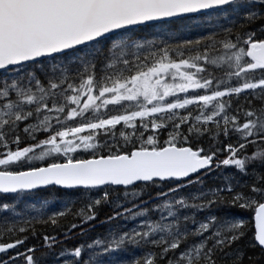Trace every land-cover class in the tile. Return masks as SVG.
<instances>
[{"label":"snow or ice","instance_id":"snow-or-ice-1","mask_svg":"<svg viewBox=\"0 0 264 264\" xmlns=\"http://www.w3.org/2000/svg\"><path fill=\"white\" fill-rule=\"evenodd\" d=\"M213 20L219 31L176 44L140 36ZM0 70L8 74L0 79V193L17 197L0 202V264H264V0H0ZM246 91V108L230 115L231 97ZM109 105L122 111L109 115ZM157 114L171 126L163 142L156 133L168 124ZM21 132L32 143L20 147ZM230 134L237 142L219 159L216 144ZM221 167L248 179L220 173V184L205 188L201 176ZM149 185L172 186L134 203ZM48 186L99 195L76 211L49 210L46 200L18 210L21 197ZM101 186H123L132 197L131 207L113 201L108 220L139 223L57 251L51 233L60 221H79L63 225V236L83 235L109 202ZM233 210L252 211L254 230L224 214ZM37 236L41 246L29 245Z\"/></svg>","mask_w":264,"mask_h":264},{"label":"trees","instance_id":"trees-1","mask_svg":"<svg viewBox=\"0 0 264 264\" xmlns=\"http://www.w3.org/2000/svg\"><path fill=\"white\" fill-rule=\"evenodd\" d=\"M217 23V21L213 20L211 25H205V24H187V26H185L184 23H177L174 27L172 31L169 32H161L159 30H155L152 32H144V33H140V36L143 37V39L145 40H167L168 43L170 44H176L179 43L181 40L183 39H196L197 37L200 36H205L207 34H209V32L212 31H219V29L215 28L214 25ZM219 24L224 25L225 27L228 26L227 21L225 20H220L218 21ZM162 46V45H161ZM187 55V53H186ZM184 70H191V69H184ZM213 75L214 76H221L222 72L219 70H213ZM8 74L4 73L3 71L0 72V79L3 78H7ZM226 86H237L235 80L231 81L228 83V85ZM188 93H193V94H207L205 92H203L202 90H189ZM183 94V93H181ZM180 94V97H182V95ZM179 97V98H180ZM245 97H247L248 99H251V94L249 92H245L243 94H241L239 97L233 96L231 97V110L229 112V114H235L238 105L245 107ZM83 99V98H82ZM225 100H227L228 98H224ZM255 104V101L253 102ZM104 111V110H102ZM122 111V109L119 106H111L109 105L107 108V113L109 115L111 114H117L118 112ZM188 112H191L192 115H196L197 114V106H188L187 108ZM176 114L177 115H184L185 114V109H178L176 110ZM163 119V122L168 124V127H165L163 129H159L156 133V136L159 138V140L161 142H163L166 137H167V133L171 130V126H170V122L167 119V115L166 114H157V116L155 118L158 119V121L161 119ZM106 118V117H104ZM62 119V117H61ZM148 119V118H146ZM239 122H243V114L241 113V115L239 116ZM139 122V121H137ZM23 127V125H21V128ZM121 128V125L117 126V130H116V134L117 137L119 135V130ZM186 130V129H183ZM151 134V133H148ZM21 136V143H20V147H24L27 144L32 143L31 140H28L24 133L21 132L20 133ZM42 138V137H40ZM106 139H111V137H105L102 134L100 135V140L104 141ZM114 142V141H113ZM211 141L209 140L208 137H203L200 140V146L202 147H207L208 144ZM237 142V137L235 134H230V136L228 138H224L223 136L219 138L216 147L220 148L222 150V154L218 157L219 159H223L224 155L226 153H223V147L226 144H233L235 145V143ZM82 155H84V153L82 152ZM37 166H38V162H37ZM220 173H227V174H235L237 175V177L239 178V180L241 181V183H243L246 179H248L247 177H244L242 175H240L239 173H236L235 169L233 168H224L221 167L219 170H214L213 172L207 174L206 176L202 175L201 179L204 182V187L208 188V187H212V186H217L220 184L221 180H220ZM143 183H140L137 185V189L139 190L140 187H143ZM172 185H167L165 187L162 188H155L154 186L149 185L146 188V192L148 193V195H144L141 196L139 198V200H133L134 203H140V201L142 200H148L149 196H154L155 193L157 191H166L167 187H171ZM194 187H190V188H185L184 191L185 192H190L194 190ZM102 190H107L110 193V199L109 202L107 204H102L98 209H96V219L89 221L86 225L83 226L84 228V233L83 235H80V231L81 229L77 228L74 229L67 237L63 236L62 233L66 230L65 227H63V225H66L68 223H78L79 221L74 219L73 216L69 215L68 217H66L64 220L60 221V224L62 225V227L57 228L55 233H51V234H55L57 235V239L59 241L58 245H57V251L61 248H67V249H71L72 247H74L77 244H87L88 242H90L93 239L96 238H100L101 240L105 239L106 237H108L109 233L111 231H126L129 230L133 227H135L138 223H139V219L140 218H136V219H126L124 217H121L119 219H113V220H108V217L112 215L113 209L115 207V204L113 203V201H115L116 203H122L124 204V207H131V204L127 203L126 200L127 199H132V197H128L125 198L122 194L125 191L124 188H113V187H108L107 189H103ZM127 191L129 193H131L133 191V189L128 188ZM99 193L96 191H92L89 192L87 194L76 191V190H62L56 187H52V188H48L45 190H40L37 191L34 195L32 196H23L21 197L20 203L18 204V210H20L21 208L24 207L25 203H35L36 207H39V203L37 202L38 200H46L48 202L49 205V210H60L62 206H70L72 208L73 211L78 210L80 207L84 206L89 199H95L96 196H98ZM14 199H17L16 194L15 195H1L0 194V202H13ZM158 201L153 200L151 203L145 205V207L151 208L153 204L157 203ZM119 210V209H117ZM225 215H238L240 218L244 219L245 221L248 222L249 224V228L246 229V231H248L249 233L254 230V219H253V215L254 213L250 210H233L230 213H224ZM150 215L152 216V218L154 219L156 214L155 213H150ZM217 215H221V213H217ZM38 233H43L45 231L44 228L38 227L37 228ZM50 231V230H49ZM242 244L244 243L243 241L241 242ZM28 244L29 245H36L37 247H40L42 244V241L40 240L39 236H37L35 239H33L32 237H29L28 240ZM41 250H43L41 248ZM20 251H23V248L20 249ZM12 252H9V255H12ZM37 255H39V253H36ZM139 254V253H137ZM86 255V253H85ZM246 255L247 256H254V255H259V250H251V249H246ZM17 264H23L22 260H18ZM44 264H50V260L49 261H45ZM244 264H250V262L247 260V258L244 261Z\"/></svg>","mask_w":264,"mask_h":264},{"label":"rangeland","instance_id":"rangeland-1","mask_svg":"<svg viewBox=\"0 0 264 264\" xmlns=\"http://www.w3.org/2000/svg\"><path fill=\"white\" fill-rule=\"evenodd\" d=\"M166 80H168L169 82H171V78L170 77H165ZM191 90V89H190ZM189 91V90H188ZM181 93H176V96L180 97ZM193 93H187L188 96H191ZM182 97L184 98L185 93L181 94ZM181 98V97H180ZM181 98V99H183ZM168 100V102H172V98H166ZM63 119V117H62ZM66 126H74V124H72V122H66ZM90 133H88L87 131H85L84 133H82V135H89ZM16 199H14L13 201H15Z\"/></svg>","mask_w":264,"mask_h":264},{"label":"water","instance_id":"water-1","mask_svg":"<svg viewBox=\"0 0 264 264\" xmlns=\"http://www.w3.org/2000/svg\"><path fill=\"white\" fill-rule=\"evenodd\" d=\"M0 72H2V70H0ZM140 183H143V182H140ZM138 183V184H140ZM52 187H56V188H59V189H62L60 188L59 186H48V187H45L41 190H45V189H48V188H52ZM110 187H113V188H124L123 186H110ZM101 188H103V186H101ZM62 190H70V189H62ZM40 191V190H39ZM1 195H15V194H12V193H0ZM255 223V222H254Z\"/></svg>","mask_w":264,"mask_h":264}]
</instances>
